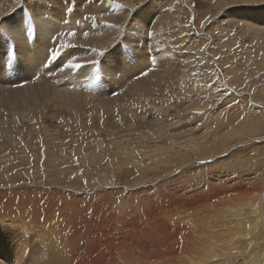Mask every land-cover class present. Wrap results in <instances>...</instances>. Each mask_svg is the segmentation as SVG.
<instances>
[{"label": "bare ground", "instance_id": "bare-ground-1", "mask_svg": "<svg viewBox=\"0 0 264 264\" xmlns=\"http://www.w3.org/2000/svg\"><path fill=\"white\" fill-rule=\"evenodd\" d=\"M16 1L10 8V13L3 11L5 14L2 15V13L0 15V17L3 16V19L0 20V48L3 50L9 42L12 43L13 54H16V59H18L16 61L17 66L19 67V64H22L25 68V73L31 76L30 79L32 77L37 78L36 80L46 81L49 85L55 83L57 87L52 89L51 94L53 99L58 98L60 100L58 102L59 105H65L67 109L72 110L77 103H86L92 109L101 107L104 112L108 110L106 108H112V103L105 98L107 101L92 100L91 102L88 98L90 93L83 94L85 87L82 85H86V89L100 90L104 93L109 83L112 87L127 83L125 88L129 90L131 95L142 93L136 87L135 82L133 85L128 83L130 74L136 72V63L134 67L123 70L129 63L131 64L132 60L138 57V54L134 55L133 50L132 53L134 54L131 53V44H141L146 50L157 47L155 51L156 57H161V55L163 57V54L168 51L167 46L171 45L169 41L173 37L172 35L170 39L169 36L164 35L167 34V29L169 30L170 26L175 23L176 17H174V14L177 12L178 2H180V0H172L173 4L177 3L174 4V8L177 9L163 13L160 10L161 7L154 8L155 5L153 6L148 1L142 6L141 10H138L135 3L131 0H93L90 5L88 4L89 7L85 4L87 6L86 11L80 14L81 17H78L75 14L79 10L82 11L84 4L79 5L82 9L74 12L71 8L73 6L68 4L69 1L74 2V0H67L62 4H60L61 2L57 3L58 0L56 2L55 0H35L33 3L35 6H32L35 7V12L33 13L27 9L22 1L17 3ZM231 3V0H220L218 5H216L217 8H214L226 9V13H223V18L226 22L228 20L232 24L238 23L243 34H250L252 46L258 43H261L258 47L262 46L264 44V9L260 7L256 10H250V8L242 9L239 7L233 12L231 7L233 4ZM241 4L250 5L253 2L251 0H241ZM159 5L161 4L159 3ZM123 9H125V12ZM231 11L233 14H231ZM205 14H195L193 23L191 25L190 22V25L194 27L196 20L199 23L202 18H204L203 22L207 25L208 20H205ZM223 29L225 31L227 27H223ZM224 33L227 36L228 32L225 31ZM67 34H74L72 35L73 38L69 39L72 42L74 37L79 35V41H74L73 45L76 47V44L80 43L83 46L79 44L72 51L76 54H74L75 56L79 57V65L75 66L77 68L74 71H69L71 65L69 66L68 56L64 55L68 51L65 50L63 54L58 56L55 50V48L58 49L55 46L61 45V38L65 35L67 36ZM81 35L85 38H81ZM5 36L8 40H5ZM178 40L175 39L176 44H178ZM256 40H261V42ZM148 41H153L154 43L151 42L149 44L147 43ZM180 43L179 40L178 45ZM176 44L175 46H178ZM25 46L28 47V49H24L27 55L31 53L37 54L38 52L46 54L48 52L40 61L42 64L37 63L40 57L33 59L32 57L29 58L31 55H28V60L25 55H22L23 53H21L22 51L20 52V49ZM79 46L82 48L78 49ZM65 49H67V46ZM16 50L19 54L16 53ZM175 52L177 51L175 50ZM4 53L7 55L8 52ZM170 58L173 59V56H169L168 59ZM99 62L105 69L107 68L110 71V74L107 80L103 77L100 81H97L101 86L98 85L95 88L94 81L96 77L104 74L99 73ZM41 65L44 68L47 67V72L39 77L35 75L34 72L36 70L34 71V69ZM169 66L170 63L166 64L170 74L171 68ZM121 70L125 72V77L122 80L117 75ZM27 79L23 78L21 81H26ZM155 83L157 84L159 81ZM99 87L102 88L99 89ZM33 90L35 89L27 90L28 96L25 102L21 96L19 100L15 98L18 90L16 92H8V99L11 100L10 105L18 107L33 102L35 100L31 98V95L35 94ZM100 124H96L98 129H93L95 133L104 129ZM113 131L115 132L116 129ZM54 141L53 143L57 145L58 142ZM159 142L162 144V141ZM159 142L155 144L157 145ZM131 143L134 142L132 141ZM131 143H126L129 145L127 147L124 146L127 148L126 150L121 148L122 142H118L116 146L110 144L109 146L118 147L120 151H124V157L122 158L118 155L121 158L117 157V159L108 162L107 167L104 168L103 166V169L95 168L96 165L102 162L101 156H97L95 153L93 155V152H90V155L92 153L91 156L86 154L89 156L88 160H90L83 170L80 167L81 171L78 170L79 168H62L57 164L50 170L51 174L46 172L31 174L34 178L36 177L47 184L49 190L46 194L43 192L45 188H40L37 185L31 186V180L29 182L30 185L26 183L30 178H27L29 175L25 174L29 172H21L23 173V175L20 173L21 176H18V173L15 172L7 176L5 174L8 172L1 173L0 179L5 176L8 177L9 182L2 181L4 183H0L2 187L0 189L8 186L4 192L3 209L0 208V242L2 244L0 250H5V252L2 250V253L0 251V264H4V258L6 257H9L6 264L264 263L263 255L260 254L263 250L259 251L258 247L260 244L258 247L256 245L257 239H260L262 234V221L259 218H263V216L260 213L258 198L264 190L263 182L259 185L255 184L257 187L252 185L250 188V186L243 187L241 185L235 186L234 190L232 186V190H223L224 188L219 186L220 183H207L202 186L198 179V182L196 180V182L192 181L190 184L192 185L193 183L195 187H200L188 188L190 186H184L185 188H180L181 185L179 190L174 185L177 189L171 188L172 185L170 183L172 181H169V178H165V181L163 178L165 176L164 173L163 176L156 178V180H150L154 179L156 175L154 178H150L151 182L148 183L146 179L148 175L142 174V172L145 173L146 170L153 171L161 168L164 170L163 166L159 165V163L164 165V161L160 160L162 163L158 160V163L156 162L157 158L153 162H149V160L144 162L145 160L142 161L141 156L136 154L137 157L132 158L134 157L132 153H134L133 149L135 147L132 149L130 147ZM156 145H152L150 148H154L157 151V148L160 149L162 146L160 144V147ZM144 146L140 150H143ZM128 150L132 151L129 153L127 152ZM160 151L164 152L165 150L162 149ZM143 153L148 156V153ZM162 155L165 156L166 154ZM48 156L52 157V153ZM157 156L156 154L155 157ZM167 156H169V152ZM173 157L177 158L175 155ZM149 158L152 161L153 155L149 156ZM178 158H173L174 162L180 160ZM165 161L168 162V160ZM178 163L180 164L179 161ZM168 168L170 167L168 166ZM81 178H83L82 181H80ZM43 179L45 180L43 181ZM41 182L40 185H42ZM81 182H83V185ZM81 185L84 188L80 189V193L76 191L77 194H75L78 198L74 199L71 195L72 191L69 192L62 189L58 193L56 189L57 186H65L64 189H66L67 186L79 188ZM227 186L224 187L226 188ZM237 193H241L239 198H244L243 200L247 201L248 206L243 207L244 205L237 203V207L229 212L222 208L227 212H223L225 214L222 212V214H218L217 212H220L219 208L217 212L214 210L216 207L213 209L215 206L213 204H220V199H223V196L228 195V199L238 200L239 198L235 199V194ZM219 200L220 202H218ZM239 200L241 201V199ZM207 201L209 202L208 206L206 205L207 208L199 211L200 203H207ZM234 202L231 201V203ZM227 204L228 202L225 205ZM228 206H231V204ZM211 214L213 215L210 216ZM225 218H234V224L227 222L228 224L230 223L228 225ZM247 243L251 245L248 246ZM259 248L261 249L262 247L260 246ZM240 252L242 254L240 260H238L237 254Z\"/></svg>", "mask_w": 264, "mask_h": 264}, {"label": "rangeland", "instance_id": "rangeland-1", "mask_svg": "<svg viewBox=\"0 0 264 264\" xmlns=\"http://www.w3.org/2000/svg\"><path fill=\"white\" fill-rule=\"evenodd\" d=\"M15 1L0 0V15L2 13L4 15L6 12L10 13V8ZM18 1H22L31 13L35 12V7H32L35 6L33 4L35 0ZM65 1L67 0H58L57 3L61 2L60 4H62ZM92 1L74 0V2L69 1L68 4L73 6L71 8L74 12L82 9L79 5L84 4L83 9H85H82V11L79 10L81 12L79 13L78 11L75 14L79 17L82 12L86 11L87 6L89 7ZM131 1L135 3L138 10H141L147 1L151 2L153 6L155 5L154 8L161 7L160 10L163 13L177 9L174 8V4L177 3L173 4L172 0H167L166 2L165 0ZM219 1L180 0L178 2L177 12L174 14V17H176L175 23L170 26L171 28L169 30L167 29V34L165 33L166 35H164L169 36L170 39L172 35L173 37L169 41L171 45L167 46L168 51L163 54V57L162 55L161 57H156L155 51L157 47L146 50L141 44H131V53L133 50L135 54H132H138V57L132 60L131 64L129 63L123 70L125 71L134 67L136 63V72L130 74L128 83L133 85L135 82L136 87L142 93L131 95L129 90L125 88L127 87V83L112 87L106 81L104 83L108 86L104 93L100 90L86 89V85H82L85 87L83 94L90 93L88 98L91 102L92 100L107 101L105 99H108L112 103V108H106L108 109L106 112L101 110V107H94L92 109L86 103H77L72 110L67 109L65 105H59L58 102L60 100L58 98L53 99L51 94L52 89L57 87L55 83L49 85L46 81L36 80L37 78L32 77L30 79L31 76L25 73L23 65L19 64L20 66H17L16 61L18 59H16V54H13L12 43L9 42L3 50L0 48V174L8 172L5 174L7 176L15 172L19 176L21 172H29L30 174L24 173L27 176L29 175L27 178H30L26 183L29 184L31 180V186L37 185L40 188H45L46 191L44 190L43 192L46 194L49 190L47 184L41 182L36 177L34 178L31 174L34 175L37 172L51 174L50 170L57 164L62 168H79L78 170L81 171V169L83 170L87 166L90 160H88L89 156H87L90 155V152H93V155L95 153V155L101 156L100 159H102V162L96 165L95 168L103 169V166L104 168L107 167L108 162L117 159L119 156L124 157V151H120L118 147L109 146L110 144L116 146L118 142H122L121 148L126 150L127 148L125 147L129 146L127 144L133 141L134 143L130 145L132 149L135 147L133 149L134 153H132L134 157L132 158L141 156L142 159H140L142 161L145 160L144 162L148 160L149 162H153L157 158V161L155 160L156 162L158 160L164 161V163L160 161L164 165L158 162L161 167L163 166L164 170L162 168V170L154 168L155 170L153 171L146 170L145 173L142 172V174L148 175V178L146 177L148 183L151 182L150 180L153 181L156 178H160L164 173V180L165 178H169V181H172L170 183L172 185L171 188L174 189H177V187L179 189L181 185L183 187L181 186L180 188L188 186H190L188 188H194L193 183L192 185L190 183L192 181L196 182V180L198 182V179L202 186L207 183H220L219 186L224 188L223 190H232V187L234 190L235 186L241 185L243 187L250 186V188L252 185L253 187H257L255 184L259 185L262 182L264 183V44L259 47L258 45H261V43L252 46L250 43V39L252 41V38L249 33L243 34L238 23L232 24L228 20L227 23L223 18V13H226V9H216ZM231 1V4H233L231 5L233 12L239 7L242 9L250 8V10H256L260 7L264 9V0H251L253 4L250 5L241 4V0ZM123 11L125 12V9ZM197 13H206L205 20H208L207 25L203 22L204 18H202L199 23L196 20L194 27L191 26L193 16ZM231 14H233L232 11ZM2 19L3 16L0 17V20ZM223 27H227V30H225L228 32L227 36H225ZM72 35L74 34L63 36L61 38L63 44L54 45L58 48H55L58 56L63 54L65 50L68 52L64 55L68 57L71 55L72 59L71 57H67L70 62L69 66L71 65L69 71L76 70L77 67L75 66L79 65V57L75 56L76 54L72 52L80 44H76V47L73 45L74 41H79V35L75 36L77 37L76 40L74 37L73 42L70 41ZM83 35L80 37L85 38ZM2 36L4 37V35ZM86 36L88 37V35ZM181 36L184 37L181 38ZM175 39L180 40V45H178L179 40L177 42L178 44H176ZM5 40H8L7 37ZM256 41L261 42V40ZM151 42L154 43L153 41H148L147 43L151 44ZM175 44L178 46H175ZM80 45L82 46V44ZM66 46L67 49H65ZM81 46L78 49L83 47ZM24 49H28V47L25 46L20 49V52L22 51L21 53H23L22 55H25L28 60L31 57L33 59L40 57V60L37 61L39 64H42L40 61L48 54V52L46 54L44 52H38L37 54L31 53L28 54L29 56L31 55L28 58ZM4 52H8L7 55ZM16 53H18L17 50ZM169 56H173V59H168ZM169 63V67L171 68L170 74L166 68V64ZM41 66H37L34 69L36 71L33 72L36 76L41 77L47 72V67L44 68L43 65ZM98 66L99 73H104V76L100 74L102 76L98 75L96 77V82L94 81L95 88L98 85L101 86L97 81H100L103 77L107 80L110 74V71L107 68L105 69L100 62ZM77 70L79 71V69ZM123 70L117 74L121 80L125 77ZM23 78H28V81H21ZM48 81L50 80L48 79ZM156 81H159V83L156 84ZM32 87L35 89L33 90L35 94L31 95V98L35 99L33 102L18 107L10 105L11 100L8 99V92H16L18 90L15 98L19 100L21 96L25 102L28 96L27 90L33 89ZM101 88L99 87V89ZM99 123H101L100 125L104 129L95 133L93 129H98V125L96 124ZM123 125L125 126L122 127ZM128 125L130 126L128 127ZM114 129H116L115 132L113 131ZM54 140L58 142L57 145L60 147L56 143H53L55 142ZM158 140L162 141V144ZM123 141L125 142L123 143ZM157 142H159L157 145H162L161 147L160 145L158 146L160 149L157 148L156 151L154 148H150L152 145H156L155 143ZM143 145H145L143 150H140ZM161 148L166 152L160 151L162 150ZM130 151L132 150H128L127 152L130 153ZM50 152L52 153V157L48 156L51 155ZM141 152L148 153V156ZM168 152L169 156H167ZM156 154L158 155L157 157H155ZM162 154L166 155L164 156ZM151 155H153L152 161L149 158ZM173 155L177 158L180 157L178 158L180 160L174 162V159L177 158L173 157ZM165 160H168V162ZM204 168L205 170H203ZM137 170L140 171L138 168ZM166 174L169 177H166ZM5 176L0 179V183L9 182L8 177ZM152 177L155 178L150 179ZM82 180L83 178L80 179V181ZM40 182L42 185H40ZM44 184L46 185L44 186ZM81 184L83 185V182ZM82 185L79 188L67 186L66 189H64L65 186H57L56 189L58 191H56L58 193L62 189L68 190L69 192L72 191L71 195L74 199L78 198L76 194L80 193L81 188H84ZM173 185L177 187L175 188ZM226 185L228 186L225 188L224 186ZM7 187L0 189L1 209H3L5 200L4 192ZM0 188L2 187L0 186ZM76 191L78 192L76 193ZM262 192L264 193V190ZM263 193L258 198L260 213L263 216V218H259L262 221V234L260 239H257L256 245L258 247L260 244L262 247L260 249L259 246L258 249L259 251L263 250L260 254L264 258ZM235 195V199H238L241 193ZM223 197V199H220L221 203L218 204L219 206L216 203L213 204L215 205L213 209L216 207L214 209L216 212L220 209V212H217L218 214H222L225 212L224 210L227 212L234 210L233 208L237 207V203L244 205L243 207L248 206L247 201L243 200L244 198L242 197L239 198L241 201L239 199H228V195ZM222 201H224V204ZM225 201L228 202L227 205H225ZM231 201L234 203H231ZM229 202L231 206H228L230 205ZM201 203V206L198 207L199 211L205 210L209 204L208 201L207 203ZM228 219L232 218H225L226 223L230 222L234 224V218L232 220ZM0 247L2 248L1 242ZM2 250H0L1 253ZM241 254V252L237 254L238 260H240ZM7 258L9 257L4 258V264H6Z\"/></svg>", "mask_w": 264, "mask_h": 264}]
</instances>
